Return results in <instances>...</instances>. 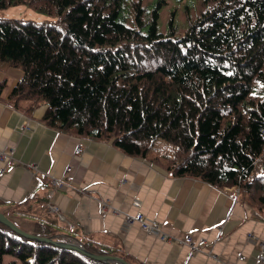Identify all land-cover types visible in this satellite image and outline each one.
<instances>
[{
    "label": "trees",
    "instance_id": "1",
    "mask_svg": "<svg viewBox=\"0 0 264 264\" xmlns=\"http://www.w3.org/2000/svg\"><path fill=\"white\" fill-rule=\"evenodd\" d=\"M125 3L0 0V9L24 4L52 18H0V69L21 70L10 99L29 110L43 104L48 125L106 138L128 155L151 154L157 139L169 143L183 157L176 166L160 160L173 174L250 191L248 202L264 214V0H201L180 36L157 30L166 0H152L148 13L131 1V25ZM26 232L55 235L47 223ZM0 264L111 263L0 223Z\"/></svg>",
    "mask_w": 264,
    "mask_h": 264
},
{
    "label": "crops",
    "instance_id": "2",
    "mask_svg": "<svg viewBox=\"0 0 264 264\" xmlns=\"http://www.w3.org/2000/svg\"><path fill=\"white\" fill-rule=\"evenodd\" d=\"M20 76L19 68L0 69L1 213L26 222L24 230L47 223L57 239L131 264H264V214L233 187L177 176L154 152L128 155L106 138L48 125L45 105L29 110L10 99ZM54 178L63 184L54 187ZM137 213L158 221L165 238L124 224Z\"/></svg>",
    "mask_w": 264,
    "mask_h": 264
},
{
    "label": "rangeland",
    "instance_id": "3",
    "mask_svg": "<svg viewBox=\"0 0 264 264\" xmlns=\"http://www.w3.org/2000/svg\"><path fill=\"white\" fill-rule=\"evenodd\" d=\"M131 1L134 0H126V3L123 8V16L124 22L126 25L132 24L133 17V8L131 6ZM152 0H140V5L144 6L146 12L148 13L150 10ZM202 9L201 0H166V3L159 9L158 11V19H157V30L163 35H167L169 31H171L172 36H180L184 33L187 23L194 20L199 14V11ZM0 18H21V19H30L36 22H43L52 20L51 17L47 16L44 13L34 11L30 7L24 4L11 5L5 8L0 9ZM172 20V29L168 28V21ZM151 150L156 155L154 159L155 161L160 162V160L165 159L167 163L172 161L173 165H177L180 162V158H183L181 155L179 157L174 156L175 147L169 143H166L162 140H154L151 143ZM235 192L240 195V197L249 203L248 197L250 196V191L246 190H238L236 187H233ZM13 224H15L18 228L23 231H27L24 229H28L27 223L19 220L16 216L6 215ZM23 228V229H22ZM65 235L72 236L71 232H64ZM12 258L9 256H3L2 262L6 263Z\"/></svg>",
    "mask_w": 264,
    "mask_h": 264
},
{
    "label": "water",
    "instance_id": "4",
    "mask_svg": "<svg viewBox=\"0 0 264 264\" xmlns=\"http://www.w3.org/2000/svg\"><path fill=\"white\" fill-rule=\"evenodd\" d=\"M0 223L4 226L8 227L11 231L16 233L19 236L25 237L27 239L33 240V241H39V242H45L53 245H57L60 247L68 248L71 250L78 251L79 253L86 255L92 259H95L97 261L101 262H107L111 264H131L124 259L114 256V255H107V254H96L88 252L83 248L81 243L79 241H73L70 237L69 239H57L52 236H35L31 233H28L26 231L21 230L18 228L15 224H13L7 217L3 215V213L0 212Z\"/></svg>",
    "mask_w": 264,
    "mask_h": 264
},
{
    "label": "built area",
    "instance_id": "5",
    "mask_svg": "<svg viewBox=\"0 0 264 264\" xmlns=\"http://www.w3.org/2000/svg\"><path fill=\"white\" fill-rule=\"evenodd\" d=\"M75 151L77 152L78 148H76ZM2 157H3V154H2ZM51 182H52L54 187H60L63 184L62 181H60L59 179H55V178L51 179ZM103 206H104V203L102 202L101 203V209L102 210L105 209ZM135 222L137 224H139V226H140L139 228H141L142 230L153 232L157 235L160 234L161 238H165V236L162 235V233L160 231V224L158 221L149 220L142 213H137L133 216H129V215L124 216V224L125 225H132ZM69 227H71V226H69ZM63 239H69V238L63 237Z\"/></svg>",
    "mask_w": 264,
    "mask_h": 264
}]
</instances>
